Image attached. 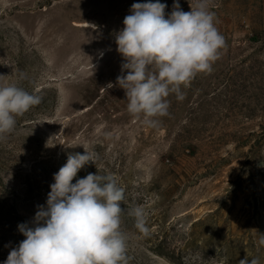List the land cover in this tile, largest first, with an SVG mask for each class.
Here are the masks:
<instances>
[{"label": "rangeland", "instance_id": "1", "mask_svg": "<svg viewBox=\"0 0 264 264\" xmlns=\"http://www.w3.org/2000/svg\"><path fill=\"white\" fill-rule=\"evenodd\" d=\"M146 2L0 0V87L41 97L0 134V264L68 154L85 149L95 163L72 182L111 174L125 190L126 264H264V0H209L225 46L211 72L181 87L183 100L167 97L155 127L128 112L116 83L115 36ZM159 2L167 17L174 0ZM197 2L179 0L185 12ZM136 206L147 235L129 215Z\"/></svg>", "mask_w": 264, "mask_h": 264}, {"label": "clouds", "instance_id": "2", "mask_svg": "<svg viewBox=\"0 0 264 264\" xmlns=\"http://www.w3.org/2000/svg\"><path fill=\"white\" fill-rule=\"evenodd\" d=\"M166 7L159 0L132 4L115 36L124 61L116 83L125 90L127 110L153 127L159 123L157 117L169 114L167 97L175 93L183 100L181 87L198 73L211 72L225 46L209 0H198L189 12L174 0L167 17ZM40 102L39 95L16 84L0 87V134L12 132L16 117ZM89 162L95 163V155L87 149L84 154H68L67 163L54 174L46 206H38L31 226L18 225L25 239L4 264H126L127 235L121 229L125 190L111 174L89 173L73 183ZM129 215L147 235L145 209L136 206ZM240 264L249 261L245 258ZM250 264L259 261L251 259Z\"/></svg>", "mask_w": 264, "mask_h": 264}, {"label": "bare ground", "instance_id": "3", "mask_svg": "<svg viewBox=\"0 0 264 264\" xmlns=\"http://www.w3.org/2000/svg\"><path fill=\"white\" fill-rule=\"evenodd\" d=\"M87 25H90L89 23H86Z\"/></svg>", "mask_w": 264, "mask_h": 264}]
</instances>
